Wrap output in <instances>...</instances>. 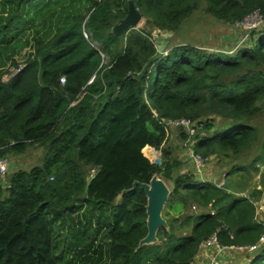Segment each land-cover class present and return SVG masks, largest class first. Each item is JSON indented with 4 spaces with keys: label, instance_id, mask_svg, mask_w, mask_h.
<instances>
[{
    "label": "trees",
    "instance_id": "obj_1",
    "mask_svg": "<svg viewBox=\"0 0 264 264\" xmlns=\"http://www.w3.org/2000/svg\"><path fill=\"white\" fill-rule=\"evenodd\" d=\"M128 1L0 0V160L43 151L29 170L0 176V264H191L212 235L226 247L264 236L261 192L238 196L254 176L264 191V137L253 124L264 113V28L233 53L160 51L152 34L177 33L202 6L226 24L264 19V0H131L144 24L115 35ZM181 119L195 125L175 128L194 154L229 165L216 180L181 172L167 127ZM154 151L158 162L144 156ZM154 176L170 190L167 225L160 244L139 248L147 198L132 185ZM247 255L264 264V245Z\"/></svg>",
    "mask_w": 264,
    "mask_h": 264
},
{
    "label": "rangeland",
    "instance_id": "obj_2",
    "mask_svg": "<svg viewBox=\"0 0 264 264\" xmlns=\"http://www.w3.org/2000/svg\"><path fill=\"white\" fill-rule=\"evenodd\" d=\"M46 2V0H45ZM257 20V21H256ZM40 24V23H39ZM144 24L142 21L138 26L141 27ZM254 25V26H253ZM264 28V19H246L242 23L237 24H226L223 23L204 11V7H200L198 10L193 12L189 18L186 19L183 26H181L180 31L177 33H161L159 31L153 30L152 34L156 37H162L164 39L166 36L169 37V41L166 46L175 44H190L192 46L199 47L204 50L209 51H220L225 53H233L243 46L248 40V32L250 28ZM25 33L29 32V28H25ZM7 77L4 79L6 80ZM215 125H222L225 121L221 118L213 119ZM253 124L259 129L261 137H264V113L253 120ZM175 128V127H172ZM190 129V128H188ZM173 130V131H172ZM171 141L168 145H172L175 148V155L181 160V172L190 173L196 176L199 181L204 182L207 179H217L218 172L226 171L229 167L225 164L224 160L217 155H211L208 159H202L199 155V160L197 163L191 157L192 150L187 147L186 142L179 139L176 135L175 129H171ZM173 136V137H172ZM191 146V145H190ZM156 157L150 158L146 154L144 156L150 161L154 162L160 158L161 152L155 151ZM42 148L38 146L29 147L27 152L23 155H13L11 154L5 160L8 162L9 171H15L18 166L21 165V169L29 170L35 166L42 156ZM195 156V157H197ZM229 163L233 161V157H228L226 159ZM227 163V162H226ZM7 174V173H6ZM6 179V178H5ZM4 179V180H5ZM222 182V180H221ZM255 192H261L260 197L253 198L254 206L256 210L257 219L264 226V191L261 187V182L258 176H254L252 181L246 186V189L238 193V196H247L249 194H254ZM263 192V193H262ZM169 198V197H168ZM162 211V217L164 218V210ZM195 210H191V213ZM165 222L166 219L164 218ZM61 233H65L68 239H71L74 234L66 228L64 225L58 229ZM190 229H183L180 234L188 233ZM156 244H160L157 240ZM154 243V244H155ZM220 246V245H219ZM221 247V246H220ZM62 251L59 247V252ZM70 254H74V251H70ZM250 251L246 248L240 247H228L226 249L217 252L214 248H204L200 246L197 252V259L194 264H210V261L214 259L216 264H247V254ZM81 259L79 260V262Z\"/></svg>",
    "mask_w": 264,
    "mask_h": 264
},
{
    "label": "water",
    "instance_id": "obj_3",
    "mask_svg": "<svg viewBox=\"0 0 264 264\" xmlns=\"http://www.w3.org/2000/svg\"><path fill=\"white\" fill-rule=\"evenodd\" d=\"M127 7L128 8H127L126 16L113 27V32L115 35H121L129 28L137 27L142 20V15L135 6V4L133 3V1L129 0ZM169 37L170 36H166L164 39H162V37L155 38L156 46L160 51H162L165 48L167 42L169 41ZM158 161L159 158L155 162ZM90 179H93V176H91ZM89 184H90V180L88 179L86 182L85 191L88 190ZM137 186L145 192L147 198V205H146L147 235L145 236V238H143L140 241L138 246L140 248L145 245L154 244L155 241H157L156 233L158 229L162 226L165 227L167 225L164 218L162 217V211L170 195V190L168 185L162 179L156 176H154L150 180L149 184L134 182L132 185V189H134ZM121 196L122 195H119V197ZM262 245H264V239L262 242L258 244L256 249L250 252L256 251Z\"/></svg>",
    "mask_w": 264,
    "mask_h": 264
},
{
    "label": "built area",
    "instance_id": "obj_4",
    "mask_svg": "<svg viewBox=\"0 0 264 264\" xmlns=\"http://www.w3.org/2000/svg\"><path fill=\"white\" fill-rule=\"evenodd\" d=\"M248 19L250 18H252V19H262V17H261V15L259 14V13H254V14H252V15H250V16H248L247 17ZM246 18V19H247ZM245 19V20H246ZM244 20V21H245ZM257 21V20H256ZM254 26V25H253ZM255 28V27H254ZM254 28H250L249 30H251V29H254ZM20 67L21 66H19L18 68H11V69H9L8 70V73H6V74H4L3 75V79L5 78V77H7L6 78V80L4 79V81H7V80H9L12 76H13V74L14 73H16L17 71H19V69H20ZM61 82H64V78H62L61 79ZM167 127L171 130V129H175V128H179V127H183V128H185L186 129V131L187 132H189V133H192L193 131H194V127H195V125L194 124H191L189 121H187V120H185V119H181V120H175V121H170V122H168V124H167ZM172 127H175V128H172ZM188 128H190V129H188ZM156 153V152H155ZM192 154H191V157L195 160V162L197 163V160H199V156H197L196 154H194L193 152H191ZM195 156H197V157H195ZM155 162V161H154ZM9 165L10 164H8V162L5 160V159H2V160H0V176L3 178L5 175H6V173H7V171L9 170ZM263 239H264V236L263 237H261L260 238V240H259V243L260 242H262L263 241ZM258 243V244H259ZM258 244L257 245H254V246H251V247H240V248H246V249H248V251H252V250H254V249H256L257 248V246H258ZM220 244H219V242H218V239H217V237H216V235H212L211 237H209L206 241H204L200 246H203L204 248H214L217 252H220L221 250H223V249H226V248H228V247H226V246H219ZM230 247H233V246H230ZM197 256V255H196ZM196 259H197V257H195V259L193 260V262L191 263V264H194V261L196 262ZM210 264H216L215 262H214V259H212L211 261H210Z\"/></svg>",
    "mask_w": 264,
    "mask_h": 264
},
{
    "label": "crops",
    "instance_id": "obj_5",
    "mask_svg": "<svg viewBox=\"0 0 264 264\" xmlns=\"http://www.w3.org/2000/svg\"><path fill=\"white\" fill-rule=\"evenodd\" d=\"M155 152V151H154Z\"/></svg>",
    "mask_w": 264,
    "mask_h": 264
}]
</instances>
